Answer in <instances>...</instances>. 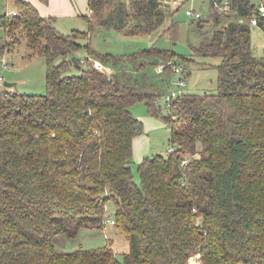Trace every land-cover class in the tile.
Wrapping results in <instances>:
<instances>
[{"label":"trees","instance_id":"trees-1","mask_svg":"<svg viewBox=\"0 0 264 264\" xmlns=\"http://www.w3.org/2000/svg\"><path fill=\"white\" fill-rule=\"evenodd\" d=\"M11 1L0 57L23 38L45 59L46 90L0 91V264H189L193 254L201 264H264V55L252 54L250 37L254 16L264 31V0H208L207 19L193 18L211 24L191 49L222 57L218 89L184 92L162 114L173 150L144 156L138 182L130 157L144 126L131 106L145 101L157 114L169 62L188 57L155 43L99 52L89 39L94 26L161 34L178 6L88 0V30L62 32L29 1ZM80 47L87 56L74 63ZM72 64L79 73L64 72ZM108 201L128 241L121 258L110 243L63 249L57 236L104 227Z\"/></svg>","mask_w":264,"mask_h":264},{"label":"rangeland","instance_id":"rangeland-1","mask_svg":"<svg viewBox=\"0 0 264 264\" xmlns=\"http://www.w3.org/2000/svg\"><path fill=\"white\" fill-rule=\"evenodd\" d=\"M253 1L258 3L259 0ZM4 8H7V10L14 9V4L9 2ZM187 8L200 11L202 19H207L209 1L186 0L178 6V9L172 17L166 19L165 25H169L170 23L172 25L170 30L164 31L161 34H159V31H154L152 34L125 35L112 28H98L94 26L89 44L96 51H109L113 54L128 53L141 47L150 46L153 43L160 47H169L175 52L177 58L188 57V59L178 62L184 68V74L181 72L172 73L168 77V81L175 82L179 77H184L186 82L185 92H215L218 89L222 57L214 55H192L191 47L199 44L201 40L200 36L207 32V37H209L211 32L209 26L211 24L209 22H202L199 25L197 19H193L185 14ZM83 30L87 31L88 25ZM60 31L70 32L69 30ZM250 37L252 54L256 58H262L264 55V31L257 24H250ZM75 55L80 60L84 59L87 56L86 48L80 47ZM4 59L11 65L8 68H4L0 62V75L3 77L0 80V91L7 89L32 94L45 92V59L41 55L33 54L23 38L15 42L13 46L5 51ZM85 65H87L86 62L81 63L82 67H85ZM64 72L67 74H77L79 73V67L76 64H72ZM5 81L11 82L12 84L6 86L4 84ZM156 106L158 107L157 114L149 112L145 101H137L131 106L132 113L142 120L144 126L142 135L134 139L132 155L130 157L133 179L136 182L139 181L137 168L142 157L154 153H164L170 145V128L162 118V114L169 108L165 105L163 96L159 97ZM113 209V202L108 201L106 203L107 219L105 220L103 228L83 226L72 239L64 238L62 235L57 236V241L63 239L62 242L58 241V243L66 250H71L79 246L90 248L110 243L116 256L121 258L123 252H126L129 247L128 241L115 225L109 221L110 218L113 219ZM189 264H201L199 254L190 256Z\"/></svg>","mask_w":264,"mask_h":264},{"label":"crops","instance_id":"crops-1","mask_svg":"<svg viewBox=\"0 0 264 264\" xmlns=\"http://www.w3.org/2000/svg\"><path fill=\"white\" fill-rule=\"evenodd\" d=\"M36 7L43 16H52L60 30H83L88 21L84 15L88 12V0H27ZM11 0H0V14L5 13ZM144 132V130H143ZM141 134L134 137L141 136ZM133 139V142H134ZM143 158V157H142Z\"/></svg>","mask_w":264,"mask_h":264},{"label":"built area","instance_id":"built-area-1","mask_svg":"<svg viewBox=\"0 0 264 264\" xmlns=\"http://www.w3.org/2000/svg\"><path fill=\"white\" fill-rule=\"evenodd\" d=\"M170 6L172 7H177L179 5H181L182 3H184L186 0H165ZM259 11H260V14L263 15L264 14V7L263 5H260L259 6ZM17 12H16V9H9L6 11V14L7 15H15ZM185 14L192 17V18H197V17H200L201 16V13L200 11L198 10H195L193 8H187L185 10ZM251 23L252 24H257V19L256 17H252L251 18ZM0 62H1V65L2 67L4 68H8L10 67V63H8L7 61H5L4 59V56L0 57ZM170 63V69H171V74L172 73H182V66L180 64H177V63H174L172 61L169 62ZM96 64H99V62H96ZM108 71H110L109 68H107ZM156 71L160 72L162 71V65H159L157 68H156ZM2 76L0 75V80H2ZM185 85H186V82H185V79L184 77H179L175 82H172L170 80V84H169V87L167 88V91L166 93L164 94L163 96V100L165 102V105L168 107V108H173L174 106V101L176 99H179L183 96L185 90ZM168 150H173V147H169ZM186 163V160H182V164H185ZM109 221L111 223H113V219H109Z\"/></svg>","mask_w":264,"mask_h":264},{"label":"water","instance_id":"water-1","mask_svg":"<svg viewBox=\"0 0 264 264\" xmlns=\"http://www.w3.org/2000/svg\"><path fill=\"white\" fill-rule=\"evenodd\" d=\"M71 59H72V61H73L74 63H77V56H76V55H73ZM4 84H5L6 86H10L12 83H11V82H7V81H5Z\"/></svg>","mask_w":264,"mask_h":264}]
</instances>
